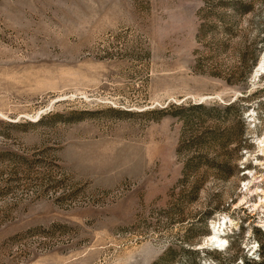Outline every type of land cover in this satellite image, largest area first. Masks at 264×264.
I'll return each mask as SVG.
<instances>
[{
	"label": "rangeland",
	"instance_id": "1",
	"mask_svg": "<svg viewBox=\"0 0 264 264\" xmlns=\"http://www.w3.org/2000/svg\"><path fill=\"white\" fill-rule=\"evenodd\" d=\"M263 57L264 0H0V264H264Z\"/></svg>",
	"mask_w": 264,
	"mask_h": 264
},
{
	"label": "bare ground",
	"instance_id": "2",
	"mask_svg": "<svg viewBox=\"0 0 264 264\" xmlns=\"http://www.w3.org/2000/svg\"><path fill=\"white\" fill-rule=\"evenodd\" d=\"M262 69H264V57L259 61L258 65H257V67H256V70H255L256 75H257ZM213 229H215V226H214ZM218 230H219V227L216 228V231H217V232H218ZM208 238H209V241H212V242H213V244L216 243V244H215L216 246L214 245V247H218V246H220V245H224L225 240H222L221 238H218V235H216L215 233H211V235H209Z\"/></svg>",
	"mask_w": 264,
	"mask_h": 264
},
{
	"label": "trees",
	"instance_id": "3",
	"mask_svg": "<svg viewBox=\"0 0 264 264\" xmlns=\"http://www.w3.org/2000/svg\"><path fill=\"white\" fill-rule=\"evenodd\" d=\"M233 104H234V102H231L229 104H224V105H219V106L216 105V107H210V106H205L203 104H199L198 107L205 108V109H207V111H209L211 109L212 110H218V108L223 109V110H228L229 108H231V106H233ZM261 246H263V245H261Z\"/></svg>",
	"mask_w": 264,
	"mask_h": 264
}]
</instances>
